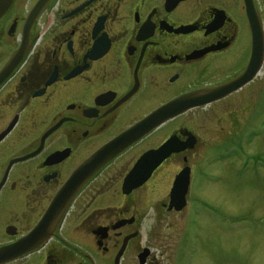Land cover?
<instances>
[{
    "label": "flooded vegetation",
    "instance_id": "flooded-vegetation-1",
    "mask_svg": "<svg viewBox=\"0 0 264 264\" xmlns=\"http://www.w3.org/2000/svg\"><path fill=\"white\" fill-rule=\"evenodd\" d=\"M39 1L13 0L0 18V248L30 237L28 249L3 264H164L156 251L171 244L158 242L160 216L181 213L185 223L190 208L202 213L196 201L189 206L194 176H204V161L221 160H205L208 149L198 154L204 137L197 128L230 113L259 74L222 98L206 94L248 68L257 27L264 38V0H47L28 24ZM197 93L205 95L186 99L185 111L72 184L101 148ZM263 111L258 106L257 117ZM225 135L210 148L248 155L247 129ZM171 138L185 149L126 193L139 159ZM187 168L186 205L170 208ZM180 242L165 264H188L184 231Z\"/></svg>",
    "mask_w": 264,
    "mask_h": 264
},
{
    "label": "rangeland",
    "instance_id": "rangeland-1",
    "mask_svg": "<svg viewBox=\"0 0 264 264\" xmlns=\"http://www.w3.org/2000/svg\"><path fill=\"white\" fill-rule=\"evenodd\" d=\"M258 73L250 89L237 94L230 113L211 116L204 126L196 124L204 137L198 154L208 149L205 160H221L204 161V176H194L189 206L196 201L202 213L196 215L190 208L185 223L181 213L160 216L158 242L171 244V251L160 246L156 251L164 264L177 255L183 231L188 264H264V111L257 117L258 106L264 105V64ZM246 129L254 141L245 146L247 156L239 155L241 161L226 145L210 148L209 143L227 138L226 132L229 137ZM149 232L144 226V239L150 238Z\"/></svg>",
    "mask_w": 264,
    "mask_h": 264
},
{
    "label": "water",
    "instance_id": "water-1",
    "mask_svg": "<svg viewBox=\"0 0 264 264\" xmlns=\"http://www.w3.org/2000/svg\"><path fill=\"white\" fill-rule=\"evenodd\" d=\"M13 0H0V18L5 14V12L10 7ZM47 0H40L37 4L32 16L30 17L28 24L31 23L33 20L34 15L38 12L40 7L46 2ZM25 48L24 44L20 52L23 51ZM253 56L252 60L246 69V71L237 79L218 87L210 93H206L209 95L210 100L222 98L229 93L240 89L245 84L249 83L251 80L255 78L257 73L259 72L262 64V58L264 54V38L263 34L260 29L255 30L254 39H253ZM18 58V57H17ZM14 60L11 65L15 64ZM200 94V93H199ZM189 95L182 99H178L172 103H169L156 112L152 113L150 116L139 122L129 131L121 134L115 140L101 148L97 151L88 161L84 164L77 173L76 176L73 178L72 184L77 183L78 187L80 183L87 179L96 169H99L101 166L106 164L108 161L113 159L117 156L120 152L126 149L129 145L139 139L144 133L156 127L166 121V119L175 116L178 112H183L187 109V102L186 99H196L200 98L199 95ZM210 100H206L204 102H194L196 105L201 103H207ZM189 107V106H188ZM176 140L171 138L167 141L164 145L159 147L156 150H151L145 153L139 161L135 164L131 172L127 175L124 181L123 189L126 193L131 192L136 187L142 185L145 181H147L153 171L162 163V161L169 156L173 152L182 151L185 147H177ZM190 170L187 168L183 170L176 178L174 188L171 193V201H170V208H176L177 210H181L186 205V194L189 187L190 182ZM41 229H36L34 233H32L31 237H36L38 232ZM30 238V237H29ZM29 238L23 239L16 245L12 246H5L0 248V264L10 261L14 257L21 255L26 249H28V241ZM121 258V254L117 257V263Z\"/></svg>",
    "mask_w": 264,
    "mask_h": 264
},
{
    "label": "bare ground",
    "instance_id": "bare-ground-1",
    "mask_svg": "<svg viewBox=\"0 0 264 264\" xmlns=\"http://www.w3.org/2000/svg\"><path fill=\"white\" fill-rule=\"evenodd\" d=\"M253 141H254V139H252V142H253ZM230 160H231V159H230ZM225 161H228V160L226 159ZM225 161H224V162H225Z\"/></svg>",
    "mask_w": 264,
    "mask_h": 264
}]
</instances>
